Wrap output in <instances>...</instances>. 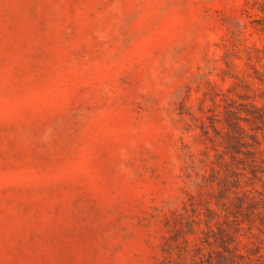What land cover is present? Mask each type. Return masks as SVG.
<instances>
[{"label": "rangeland", "instance_id": "obj_1", "mask_svg": "<svg viewBox=\"0 0 264 264\" xmlns=\"http://www.w3.org/2000/svg\"><path fill=\"white\" fill-rule=\"evenodd\" d=\"M0 264H264V0H0Z\"/></svg>", "mask_w": 264, "mask_h": 264}]
</instances>
